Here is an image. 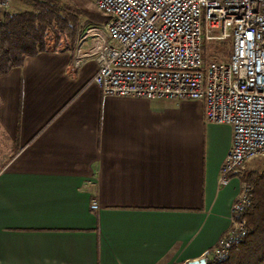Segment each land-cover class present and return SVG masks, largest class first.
I'll return each instance as SVG.
<instances>
[{
	"label": "crops",
	"instance_id": "obj_1",
	"mask_svg": "<svg viewBox=\"0 0 264 264\" xmlns=\"http://www.w3.org/2000/svg\"><path fill=\"white\" fill-rule=\"evenodd\" d=\"M90 48L0 74V264L199 258L238 193L239 174L217 183L231 127L206 122L200 100L104 94L78 58Z\"/></svg>",
	"mask_w": 264,
	"mask_h": 264
},
{
	"label": "built area",
	"instance_id": "obj_2",
	"mask_svg": "<svg viewBox=\"0 0 264 264\" xmlns=\"http://www.w3.org/2000/svg\"><path fill=\"white\" fill-rule=\"evenodd\" d=\"M12 0H0L6 11ZM105 23L82 22L75 50L91 28L100 45L79 55L97 64L93 82L104 94L143 99L202 102L206 122L231 127L229 149L217 183L226 185L244 161L264 156V0H95ZM230 41L226 61L203 64L201 47ZM249 185L239 182L229 207V224L216 245L199 258L221 261L246 234L243 211ZM91 209H97L94 201Z\"/></svg>",
	"mask_w": 264,
	"mask_h": 264
},
{
	"label": "trees",
	"instance_id": "obj_3",
	"mask_svg": "<svg viewBox=\"0 0 264 264\" xmlns=\"http://www.w3.org/2000/svg\"><path fill=\"white\" fill-rule=\"evenodd\" d=\"M19 8L0 16V74L45 51H74L83 19L105 23L108 17L86 0H18ZM219 47V46H217ZM216 47V48H217ZM249 185V206L243 211L246 234L232 244L221 261L206 264H264V167L240 173Z\"/></svg>",
	"mask_w": 264,
	"mask_h": 264
},
{
	"label": "rangeland",
	"instance_id": "obj_4",
	"mask_svg": "<svg viewBox=\"0 0 264 264\" xmlns=\"http://www.w3.org/2000/svg\"><path fill=\"white\" fill-rule=\"evenodd\" d=\"M66 1V0H65ZM70 1V0H68ZM86 5L90 8H93L96 10V5H95V0H86ZM18 6H20V2L18 0H12L10 7L8 8V10L6 11H12L15 8H19ZM4 11H0V13H3ZM84 20H88L86 22H95L92 21L90 19H83L80 21L79 23V28L78 31L80 30V28L82 27V22ZM78 35V34H77ZM76 41L77 38L75 40V45H76ZM92 40H88V48L89 47H95V45L98 44V41H95V44L92 46ZM219 46V47H217ZM217 47V48H216ZM75 49V47H74ZM230 52V41L229 39L226 40L223 43H214V42H208L207 44H203L201 47V57H202V62L203 64H206V62H208L211 59H214L216 61H226L227 57L229 55ZM242 167H244V170L239 171V175L241 172L246 171V170H260L261 168L264 167V156L263 155H255L249 159H247L246 161H244Z\"/></svg>",
	"mask_w": 264,
	"mask_h": 264
},
{
	"label": "bare ground",
	"instance_id": "obj_5",
	"mask_svg": "<svg viewBox=\"0 0 264 264\" xmlns=\"http://www.w3.org/2000/svg\"><path fill=\"white\" fill-rule=\"evenodd\" d=\"M88 40H92L93 42H94V40H98V45H100L103 41V38L100 35H98V32L94 31V32L90 33ZM88 40L85 43H81V45L88 48Z\"/></svg>",
	"mask_w": 264,
	"mask_h": 264
},
{
	"label": "water",
	"instance_id": "obj_6",
	"mask_svg": "<svg viewBox=\"0 0 264 264\" xmlns=\"http://www.w3.org/2000/svg\"><path fill=\"white\" fill-rule=\"evenodd\" d=\"M184 264H205L202 258H196L185 262Z\"/></svg>",
	"mask_w": 264,
	"mask_h": 264
}]
</instances>
